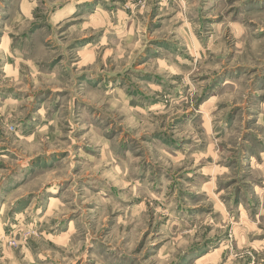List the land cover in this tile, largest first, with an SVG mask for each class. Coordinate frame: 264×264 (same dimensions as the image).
I'll return each mask as SVG.
<instances>
[{"label": "rangeland", "instance_id": "obj_1", "mask_svg": "<svg viewBox=\"0 0 264 264\" xmlns=\"http://www.w3.org/2000/svg\"><path fill=\"white\" fill-rule=\"evenodd\" d=\"M259 17L264 0H0V264H264ZM192 66V102L140 137L154 162L123 124H94L99 144L77 126L71 151L57 135L65 102L78 117L105 97L136 128L181 99L169 81Z\"/></svg>", "mask_w": 264, "mask_h": 264}, {"label": "clouds", "instance_id": "obj_2", "mask_svg": "<svg viewBox=\"0 0 264 264\" xmlns=\"http://www.w3.org/2000/svg\"><path fill=\"white\" fill-rule=\"evenodd\" d=\"M189 7H192V5H189ZM252 18L250 17H245L243 14L240 17V22L243 24H249L250 20ZM260 24H264V17H259L257 18ZM252 27H249L245 33V39H247V36L251 34L252 32ZM73 31H75V29H73ZM237 36L240 35V33H236ZM250 52L255 51V46L253 45L252 48H250L249 50ZM103 62V61H101ZM174 72L179 73L181 71L180 68H174L173 69ZM193 73H195L196 75H198V70L196 69L195 66H192V71L191 73L189 72H185L184 73V80L183 83H179L178 81L172 80L169 81L170 84L174 85L176 90H180L181 91V99L180 100H173V104L171 108L168 109H160L158 112H156L153 116H149L148 112H145L144 115L142 117H140V119L137 121V126L136 128H130L127 123L125 121H122L120 119V111L116 108L115 104L111 103V101H107V98L105 97V99H102L99 101V103H97L95 105L97 111H93L92 108H90L88 106L87 103L82 104L79 110V116L77 117L72 109L71 106L68 105L66 102L63 105V111L61 113L60 116L57 117V124H58V128L56 130L57 135L60 134V129H64V132L62 133L64 136L68 137V139L64 142V146L69 148V151H71L70 145L72 143H75V141L72 140V133L76 130V127L79 126L81 129H84L85 131H87L88 129H91V131H87V138H91L92 140H95L96 143H101L100 139H97V131L96 128L93 127L94 124L99 125V127L105 132V133H109V132H115V133H119L120 132V126L123 124L124 125V130L126 132L129 133L127 139L130 141V147H131V151L133 152H143V156L142 159L144 160H148L149 156L152 157V162L155 161V154L152 153L150 151V149L154 146L153 145H148L146 144L144 141H142L140 139L141 135L153 128H158L160 126L161 123H163L165 125V129H161L166 130V125H167V120L165 119V116L161 115V113H166L167 116L173 117L175 115H177L179 112L185 110L186 105L190 104L192 102V96L191 94H187L185 95L182 91V89L187 86L188 84L191 83V81L188 80V76L192 75ZM195 79V76L193 77ZM165 80H168V77H165ZM67 87L71 86V81H69V84L66 85ZM161 99L163 102H167L168 99H170L171 97H169L166 93L161 92L160 93ZM47 107V105L45 106ZM36 115H39L41 117H43L44 113L43 112H39ZM74 119L77 121L76 124L73 123ZM152 120L154 121V123H149V121ZM220 123H223L222 121H220ZM44 129H39V132H43ZM171 134V133H170ZM82 137L80 140L81 144H84L86 142H88V139ZM47 137H43L41 140L37 141L36 145H28L26 138L24 140H20V141H15V148H20L21 145H23V151L28 152L30 150V148L36 147L37 150L39 149V145L43 144V141L46 140ZM239 137H237V142L235 143V147L239 148ZM119 139H114L111 142L109 141H103L102 142V146L104 147V149L106 150H116L119 151ZM89 146H93L91 143H89ZM81 156H84L85 153L83 151L78 153ZM6 159V157H5ZM66 163L69 164V168H70V158L69 161H67ZM107 163H111V160H109ZM132 165L131 170L133 172L138 171L136 165L139 164V161H132L129 160L128 163H122L121 167L124 169H127L129 167V165ZM149 167H151V163L149 164ZM90 171L95 174L96 169L92 168L90 169ZM123 186V184L121 185ZM136 193L133 192L132 195H135ZM74 203V201H73ZM88 231V225L86 223L81 222L80 224V231L78 233V239L81 242H84V236ZM38 240L41 241V248L43 249L45 247V245L43 244V238L42 237H37ZM181 243H185L184 241H182ZM76 251L79 250V247L77 246V248L75 249ZM27 249H22L21 250V254L23 255V252H26ZM69 251H72V249H69ZM173 252L176 251L175 248L172 249ZM24 259H30V257H25Z\"/></svg>", "mask_w": 264, "mask_h": 264}]
</instances>
